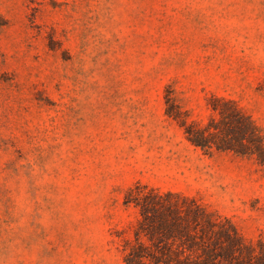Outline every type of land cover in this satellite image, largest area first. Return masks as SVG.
<instances>
[{"label": "rangeland", "instance_id": "rangeland-1", "mask_svg": "<svg viewBox=\"0 0 264 264\" xmlns=\"http://www.w3.org/2000/svg\"><path fill=\"white\" fill-rule=\"evenodd\" d=\"M214 98L264 137V0H0V264H125L137 184L264 242V169L186 138Z\"/></svg>", "mask_w": 264, "mask_h": 264}, {"label": "trees", "instance_id": "trees-1", "mask_svg": "<svg viewBox=\"0 0 264 264\" xmlns=\"http://www.w3.org/2000/svg\"><path fill=\"white\" fill-rule=\"evenodd\" d=\"M211 110L203 127L183 122L187 140L207 154L255 158L264 169V137L252 118L225 99H212ZM125 203L141 216L124 243L125 264H264V242L246 244L229 220L213 219L193 199L137 184Z\"/></svg>", "mask_w": 264, "mask_h": 264}]
</instances>
